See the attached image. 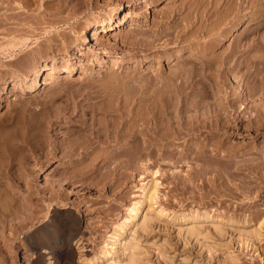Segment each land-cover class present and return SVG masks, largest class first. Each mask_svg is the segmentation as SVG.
I'll return each mask as SVG.
<instances>
[{"label": "rangeland", "instance_id": "obj_1", "mask_svg": "<svg viewBox=\"0 0 264 264\" xmlns=\"http://www.w3.org/2000/svg\"><path fill=\"white\" fill-rule=\"evenodd\" d=\"M16 1L3 0L0 2V86L3 81H7V87L0 89V196L2 195L0 202L5 201L2 197L6 190L3 189H7L8 195L9 193L10 195L8 196L6 193L5 197L9 199L11 196L13 205L19 204L22 207L18 214L15 210V213L12 212V215H16L14 218L12 215V218L10 216L13 219H9L12 223L8 220L9 223L5 227H0V264H124L130 250L139 257L136 256L138 264H264V260H261V257L264 258V179H260L264 178V170H262L264 168L254 165H243L240 167L241 171L238 169L234 171V168V172L244 171L243 173L238 172L239 174L235 173L234 177H231V181L229 177H225L226 170L229 169L224 167L226 170H223L224 165L222 164L226 158L223 159V162L215 157L218 163L222 162V164H218L215 163L214 158V162L211 161L212 159L210 160L209 156L211 157V155L208 156V152L205 154L210 162L209 160L206 162L207 158L204 159L205 154L203 153L178 152L177 149L181 145L187 144L185 138L184 140L183 138L175 139V143L179 145L177 149H175L177 145L171 140L167 142L163 139L166 144L161 143L163 140H159L157 142L159 145L172 144V147L169 146L171 152L166 149H158L159 151L152 155V161L140 164L134 169L132 166L122 163L121 159H124V162L126 158L128 161L132 157L128 155L131 152H126V154L119 155L122 165H119L114 171H109V166L104 162L111 156L109 150L110 147H114L112 143L108 146H106L107 143H104L105 146L101 144L92 151L88 148V152L82 153L83 156H75L76 161L69 160L67 156L64 157L59 153L61 152L59 151L60 147L68 146L67 140L69 145L71 143L70 139L65 138V135L70 131L66 130L67 127L71 129L72 125L76 123L73 125V130L78 128L76 125L79 123L83 125V122L85 124L91 122L89 121L90 117L87 120L83 116H89L85 112H89L93 108L98 110L101 107V110L107 109V106L115 107L120 104L128 106L127 108L132 106L131 110L134 107L136 109V104L139 102L140 105L142 102L143 95L141 94L147 91L142 84H147V86L144 85L149 89L153 81L152 75L155 77L157 72L158 75L164 74L163 76H165L168 69L178 70L181 65L179 62L182 59L193 58L195 53L197 57L199 56V52L192 50V47L182 45L179 48L180 46L174 43H170L169 45L172 46L166 49H163L164 44H161V46L159 45L160 50L151 53H145L136 50V48L140 46L138 43L145 35L143 34L144 30L147 31L154 27L153 23L160 20V14L164 13L163 10L169 11V8L175 5L181 7L188 1L191 4L196 2L194 6L188 2L181 8L174 7L176 10L180 9L178 21H180V17L188 16V13H190V19H193L191 15L199 12L203 3L205 5L208 2L206 0L205 2L203 0H41L43 2L39 3V0H33L32 4L31 0H21L25 4V9L18 15L14 12L19 8L13 6ZM207 1L210 3V0ZM213 2L215 3V0ZM216 2L218 6L214 5L216 8L211 14H214L215 18L217 14L219 17L221 14L225 17L223 8H226V12L230 10L227 8V6L231 7L230 2L228 1L229 4L223 3L225 0H216ZM119 3L124 4V11H120L118 14L115 32L107 30L108 27H106V30L92 31L93 38L90 42H84L83 37L77 38L79 30L87 21L93 22L96 19L105 18L110 11L118 7ZM199 3L201 6L197 5ZM209 3L206 5L211 6ZM206 5V10L203 8L202 13L207 10L209 12V9L213 11L214 6L209 8ZM195 6L199 7L198 11ZM54 7H56L55 10ZM218 7H221L220 10ZM174 8L173 10L170 8L172 12L166 11L167 15H170H168L169 18L175 14ZM187 9L190 12L187 13ZM124 13L127 14V21L122 19ZM214 15H211L207 19L209 22L205 21L204 25L210 26L216 22ZM184 17L186 18V16ZM219 17L218 19H220ZM37 18L38 20H36ZM211 18L212 20H210ZM226 18L228 26L221 23V29L231 27L230 31L224 33L226 38L222 33L226 32L225 30L220 31L218 35L216 34L218 29L215 31L214 28L212 29L215 32L211 29V34L208 33V36L202 37V40L201 36L198 37L199 43L202 41L201 44L204 47L207 45L204 43L206 40L212 39L208 47L216 43L212 52L214 56L216 55L214 52L217 50L221 52L220 56L229 51L231 43H233L232 39L235 40L239 36L237 34L242 29L244 30L251 17H244L243 20L246 21L235 27L231 26L227 16ZM217 26L219 28V25ZM236 32L237 34H234ZM52 33L56 34L47 39L46 37L51 36ZM214 34L217 39L219 36V40L216 39L218 43L213 40ZM212 41L214 42L212 43ZM188 53H191L190 56ZM186 54L188 55L186 56ZM219 55L217 52L216 57H220ZM179 56L180 58L177 59ZM177 63L180 65L176 66ZM181 63L186 64L184 67L189 68L193 61L186 62L184 60ZM187 63L191 65L187 67ZM183 65L181 66L183 67ZM71 66L75 68L69 76H58V73L67 71ZM39 67L44 73L40 82H37L35 71ZM166 83V86L160 83L166 88L165 90L164 86L159 87L162 90L164 88L163 92H167L168 86V89L171 88L169 81ZM242 83V80L235 81L233 85L240 88ZM155 85L152 87L154 88ZM150 89L152 88L150 87ZM160 89L157 87L154 90L156 97L152 96V98H148L150 96L146 92L145 100L159 99L157 95L162 91ZM223 89L228 90V88ZM139 92L141 97L138 95ZM131 94L132 96L129 98L131 101L133 99V102L128 98ZM124 99L129 101V104L122 103L125 101ZM210 100L218 101L217 97L215 99L212 97ZM148 101L146 100V102ZM89 102L91 105L98 104V107L94 104L95 107L92 108ZM85 103L89 108L84 105ZM134 103L136 104L134 105ZM141 105L135 111L131 112L130 110L128 116L125 113V118L128 120L129 117H132L136 120L139 117L137 112ZM143 107L141 111H143ZM157 108L153 109L159 111L160 109L157 110ZM193 111L190 108L187 113L186 110L183 111L185 116L182 111L180 114L183 118H188L186 114L191 116ZM143 113H140V117L145 114ZM97 114L100 117V114ZM82 117L86 118V121ZM140 117L137 119L140 123L137 120L128 121L137 123V128H139L143 124V119ZM77 119H80V122ZM100 119L98 118L96 121L101 123L104 120L107 121ZM81 121L83 122L81 123ZM129 122L126 126H130ZM135 124L133 125L135 126ZM126 126L123 128L126 129ZM164 129L167 131L166 128L162 130ZM240 131L226 142L228 145H233L236 150L238 149L239 156L235 155V157L241 159L245 156L246 159L247 155L250 156L248 158H251V155L256 157L258 153L261 154L264 150V136L255 137L252 132ZM10 132L12 138L6 140L10 137L8 135ZM201 136L203 135L196 139L191 137V139L198 141L197 143L204 141V138L206 142L214 140V138L207 139L206 137L201 138ZM123 137L126 139L123 140ZM127 139V136L121 137L123 142H126ZM191 139L189 138V143L191 146L193 143L195 145V141L193 140L192 143ZM54 148L57 153L51 154L50 150L52 151ZM111 150L113 151V149ZM241 152H244L243 156H240ZM96 153H99L98 156ZM94 154L95 157H93ZM46 155L47 161L45 160ZM259 157L257 159L260 160ZM91 158L92 160H90ZM142 158H144L143 154L140 156V159ZM93 161L97 162L98 167L92 169L89 164ZM247 166L253 167L255 172L253 173V170ZM87 167L91 170L89 168L88 170ZM65 169L67 171L74 170L76 181L67 185L63 184L66 181L63 180L61 181L62 185H58L57 179L65 173ZM155 169L157 172L151 174V170ZM245 171L247 172L245 173ZM222 173H224L223 176ZM248 173H250V177H248ZM259 173L263 174L258 175ZM226 176L228 175L226 174ZM151 177L157 182L154 208L150 210L155 217L146 224L145 228L136 226L128 220L121 229V221L123 216L128 213L131 203L142 197L141 183ZM243 179H247L248 183ZM254 179L259 183H256ZM50 183L53 184L51 188L47 187L51 185ZM77 183L78 185H76ZM43 187H47L44 198L40 197L38 193L39 189ZM50 193H53L56 201L46 197ZM156 208H161L163 212L157 214ZM33 211L37 212V218L28 215H32ZM194 212L204 214V217L193 220L180 218L182 215H191ZM65 213L76 215L77 233L70 240V248L67 251L55 248L53 254L49 253L50 248L42 241L43 236L39 230L43 229L44 231L42 226H45V223L51 222L54 217H62ZM21 215L27 217L23 218ZM207 216L214 217L207 218ZM20 217L23 219L21 220ZM255 226L256 228L259 226V232L251 230ZM119 231L121 234H118ZM29 238L39 240L37 251L39 258L35 257L31 250L29 240L33 239ZM113 240L116 241L111 245L110 241ZM39 242L41 243L39 244ZM112 247L113 252H111ZM102 249L108 250V256L104 260H99L98 255ZM58 253H62V256L57 257ZM49 254H52L50 257L52 262L48 260Z\"/></svg>", "mask_w": 264, "mask_h": 264}, {"label": "bare ground", "instance_id": "obj_2", "mask_svg": "<svg viewBox=\"0 0 264 264\" xmlns=\"http://www.w3.org/2000/svg\"><path fill=\"white\" fill-rule=\"evenodd\" d=\"M1 1H3V0H1ZM22 1L17 0L16 3L13 4V6L15 5L14 6L15 8H19V10H16V12H14V13H17L18 15H20L21 12H23V10L25 9V4H23ZM32 1L33 0H31V3H32ZM36 1H38V0H36ZM40 1L41 0H39V3L43 2V1H41V2ZM195 1H197V0H195ZM203 1L205 2V0H203ZM211 1L212 0H210V3H211ZM213 1L211 3V6H214L215 4L217 5L216 0H215V3ZM218 1H220V0H218ZM226 1L227 0H225V2H223V3L229 4L228 3V1H229L231 7L227 6V8H230V10L227 11L228 13L225 11L226 8L225 7L223 8V11L225 12V17L222 14L219 17L217 14V17L215 18V15L211 14L212 12L214 13V9L216 8V6H214L213 11H211L212 9H209L210 10L209 12H207L208 11L207 10L206 12L202 13L203 12L202 9L204 8L206 10L205 5L209 3V1L206 0V2H208V3H205V5L203 3L204 7L201 6V3L197 4V5L201 6L200 8L198 7L199 12H201V13L196 12V14L194 13V15L191 13L192 14L191 16L193 17V19H190V17H189L190 13H188V12H190L189 11L190 7H188L189 10L187 9V13L189 15L188 16L184 15V16H186V18H185L181 14L183 17H180V21H178V17L180 16L179 15L180 9L176 10L174 7H178V6L175 5V6L170 7V8H172V10H173V8H174V10H176V12L173 16H171L169 18L170 15L168 14L169 15L168 16L167 12H166L168 10H166V11L163 10L164 13L160 14L161 18L159 15L160 20L153 23L154 27L152 26L153 27L152 29H149L147 31L144 30L145 33L143 31H141L145 35L144 36L142 35L143 37L141 38V40L138 43V44H140V46L137 45L138 47L137 48L135 47L136 50H141V51H144L145 53H151V52H156V51L160 50L159 45L161 46V44H164L162 47H163V49H166V48L172 46V45H169L170 43H174L177 46H180L179 48H181L182 45H185L189 48L192 47V50H197L199 52V56H200V57L198 56L199 57L198 60H196L198 58L196 56V53H195V56L193 58L192 57H188L187 59L181 58L182 61H184V60H186V62L187 61L189 62V60H190V62L193 61L192 65L187 63L188 64L187 67L191 65L189 68H186V66L184 67V65H186V64L183 65L181 63L182 62L181 61L179 63L181 65H183V67L179 63H177L176 66L180 65L179 66L180 68H178V70H176L173 67H168V68H173L174 70L172 71V69H168V73L166 74V72H165V74H166L165 76H163L164 74L158 75L157 72L155 74V77L152 75L151 76L153 78V81L151 83L152 85L151 86L149 85L152 88V89H150V87H149L150 92H152V93L148 92L149 89L147 87H145V85L147 86V84H145V83H144L145 85L142 84L144 86V88L147 89V91L145 89H144V91L148 92V93L145 92L146 94H148L150 96L148 98H152V96L156 97V95H155L156 93L154 90H156L157 87H158V89H160L159 88L160 86L163 87L165 85L166 81L167 82L169 81V84H171L170 89H168L169 86L167 87V92L166 91L163 92L166 85L164 86L163 90L160 89L162 91L160 93H158V95H157V97H159V99L154 98V99H156L155 101H154V99H153V101L151 99H149V101H148V99H146L148 101V102H146V100L144 98L145 93L144 92L142 94L140 92L138 93L139 96H140V94L143 95L142 102H141L142 105L140 104L141 108L145 105L142 109L143 111H141V108H139V111L145 113V114L143 113L144 115H142L140 117L141 112L136 111L137 114L139 115V117L143 119V121H142L143 124H141L142 126L140 125V127L137 128L138 127L136 125L137 123L135 124V122L132 121L133 124H135V126H136L135 127L132 124V122H129L130 120H134V119H132V117H129L130 118V119H128L129 121L125 118V113L127 114L126 116H128V114H129L128 112H130L132 106H130V108H127L128 106H124V105L120 104L122 106L121 107L120 105L118 106L116 104L117 103L116 102L115 104L117 106H115V107L107 106L108 107V108L106 107L107 109H101V110H100V108H101L100 107L98 110H96V108H93V107L97 106L98 104L96 105V103H94L95 104V106H94V104L91 105V103L89 102L93 109L90 110L89 112H85V114L88 113L89 116H86V115H83V116H85L87 118V120L90 117L89 121H91V122L85 124V122L81 121V123L83 122V125L79 123V125L78 124L76 125V126H78V128L76 127L77 128L76 129L74 127L75 129H73V130H72L73 125L76 123H74L72 125L71 129L70 128L68 129V127H67L66 130L67 131L70 130V131L67 134L65 133L66 134L65 138L70 139L71 140L70 142L72 144L70 143V145H69V141L66 139L68 142V146L63 145V147H60V148L58 146L59 151H61V152H59V151L58 152L62 156H64V157L67 156L69 160H72L75 158V156H77V157L83 156L82 153L88 152V150H87L88 148H90L92 151L93 149L95 150L96 146H100L101 144H104V143H107L106 146H108V144L112 143V145L114 144V147H110L111 149H113V151L111 149H110L111 151L109 150V153H111V156H109L110 159L108 157V158H106L107 160H105V162H104L105 165L109 166V171L110 170L111 171L116 170L119 165H122V163L123 164L126 163V165H128V166L130 165L134 169V168L138 167V165L140 166V164L148 163V162L152 161L151 160L152 155L156 151H159L160 149H162V150L166 149V150H169L171 152V150L169 149L170 147L173 146L171 143L172 142L175 143V139L177 140L179 138H181V139L183 138V140H184V138H185L187 141V144L185 141L186 145L185 146H183L184 144L181 145L183 147L181 148V146H180V148H181V149L179 148L180 150L177 149V147L179 145L175 143V145H177L175 147V149H177L178 152L189 151V152H195L194 154H197V153L205 154L206 152H208L209 154H207V155L208 156L211 155V157L209 156V158H210V160L212 159L211 160L212 162H214L213 160L215 159V157H217L219 160H223L226 158L225 162L223 160L224 164H222V162L218 163V160H216L217 158L215 159V163L222 164V165H224L223 168L227 167L230 170V171L229 170L227 171L225 168L224 169L220 168V169H223L224 171L226 170V172H227L226 174L228 175V176H226V174H225L226 178L229 177L231 179V177L233 175H235V173L239 172V171H237V172H234V171H236L237 169L241 171L240 167L243 165H252V166L254 165L255 167L260 166L261 168H264V150L263 151L261 150L262 153L261 154L258 153L256 157L253 156L254 159H253L252 155H251V158H248L250 156L247 155L246 156L247 158L245 159V156H243L245 151L243 149L244 152L240 153V156L243 153V155H242L243 157L241 159L240 158L237 159L235 157V155L239 156V153H237V152H239V151H237L238 149L236 150L233 147V145L226 144V142L229 140V138L231 136L237 135V133L240 130L246 131V132H252L255 137L260 136V135L264 136V0H228L227 2ZM188 2L190 3V1H188ZM182 3H186V2H182ZM187 3L185 5H187ZM195 3H193V4L190 3V5L194 6ZM7 4H9V3H7ZM26 4H27V2H26ZM34 5H35V3H34ZM38 5H41V4H38ZM185 5H182L181 7H183ZM206 6H209V5H206ZM211 6H209V8ZM8 7H9V5H8ZM181 7H178V8H181ZM254 7H256V8H254ZM51 8H53V7H51ZM170 8H169V11L172 12V10H170ZM196 8H194V9L196 10ZM198 8H197V11H198ZM220 8H219V10H220ZM55 9H56V7H54V10ZM120 11H124V4H122V3H119L118 7L114 8L112 11H110V13H108V15L105 18H99V19L94 20L93 22L87 21L79 30L77 38L83 37L84 42H90V40L93 38V36L91 35L92 31L94 32V31L106 30V27H108L107 30H112L115 32L116 26H117V25H115V22H116V19H117ZM182 11H183V9H182ZM184 12L186 13V10ZM184 12H182V13L184 14ZM216 12H218V11H216ZM165 13H166V15H164ZM226 13H227V15H226ZM211 15H214L215 21L216 20L217 21L211 25H210V23L206 22L210 26L204 25L205 21L209 22V20H207V19ZM226 16L228 17V21L231 22L230 24L232 27H235L239 23L241 24L242 22H245L246 20H243L244 17H247V18L251 17V18L248 20L250 22L246 23L247 25H245L244 30L242 28H241L242 30L240 29L242 31V32L240 31L241 35H240V32L238 34H237V32L234 33V34H237L239 36L236 37V35H235V37H236L235 40L233 38L234 35L232 36V38H233L232 39L233 43H231L232 46L228 52H225L226 53L225 55L220 56L221 54L219 55V53H221V52H219L216 49L217 51L214 53L217 55V52H218V55L220 56L217 58L216 55L214 56V54H212L213 50L215 49L214 46L216 45V43H213V42L217 39V36L214 34L215 38L213 37V40H214V41H212L213 45L210 47H208V45L211 44L210 42L212 39L211 40L209 39L210 41L206 40L207 42L206 41L204 42V40H203L204 43H207V45L205 44L206 47H204V45L201 44L202 41L199 43L200 40L198 41V37L201 36V40H202V37H204L206 35L208 36V33L211 34L212 31H210V30L212 28H214L215 31H217V29H218V31L216 33L218 35H219V32L222 30H225L226 32H222V33L226 34L228 31H230L229 28H231V27L227 28L223 25L226 29H221V23L223 22L224 24H226V19H227ZM218 17L220 19H218ZM122 19H123V21H127V14L126 13L123 14ZM36 20H38V18ZM210 20H212V18ZM66 21H68V20L66 19ZM196 23H198V24L195 25ZM194 25H195V27H194ZM217 25H219V28ZM224 27H222V28H224ZM54 30H57V29H54ZM214 30H213V32H215ZM131 31L133 32L134 29L132 28ZM200 32H201V35H200ZM196 33H198L199 35H197ZM55 34L56 33H54V34L52 33L51 36L49 35V37L47 36L46 38L47 39L52 38L53 35H55ZM224 37L226 38V35ZM217 40H219V36H218ZM217 40H216V42L218 43ZM14 44H17V43H14ZM20 44H22V43H20ZM229 47H230V45H229ZM80 48L81 47H79V49ZM224 49L226 50V47H224ZM222 51H223L222 53H224V50H222ZM184 53H186V52H184ZM208 53L211 55L208 56L207 55ZM188 54H186V56ZM190 54L188 56H190ZM179 58H180V56L177 59H179ZM183 63H185V62H183ZM174 67H175V64H174ZM74 68H75L74 66H71L67 69V71L62 72V73H58V76L67 77V76H69V74L74 72ZM161 71H162V69H161ZM43 73H44V71L41 70L40 67L35 71V79L37 80V82H40V79H41ZM151 77L149 78L150 82L152 80ZM11 80H13V79L11 78ZM241 80L243 83H242V86L240 88L236 85H233L235 81H241ZM154 83L156 85H158L160 83H162L164 85L162 86L160 84V85L156 86ZM166 84H168V83H166ZM153 85H155L156 88L155 87L153 88L152 87ZM5 87H7V81L6 80L2 82L0 89L5 88ZM223 88H225V89L228 88V90L227 89L224 90ZM186 89H189V91H186ZM151 90H153V91H151ZM165 90H166V88H165ZM157 91L159 92V90H157ZM131 96H132V94L130 96H128V98ZM212 97H214V99H215V97H217L218 101L210 100ZM138 99H140V98H138ZM129 100H130V98H129ZM143 100H145V101H143ZM125 102L127 104H129V101H127V100L123 101L122 103L126 104ZM131 102H133V99ZM112 104L114 106V102ZM135 104L136 103H134V105ZM137 104H136V106L139 107L140 106L139 102ZM84 105L87 106L88 104L85 103ZM81 106H82V104H81ZM86 106H84V107H86ZM91 106H90V108H91ZM157 106L160 110L157 108ZM102 107H104V106L102 105ZM137 107H136V109L134 107L133 110L134 111L137 110ZM82 108H83V106H82ZM153 108H155V109L157 108V110H159V111H155V109H153ZM190 108L194 110L193 113H191V116H189L190 114H186V117H188V118H185V117L183 118V116H185L184 115L185 113L183 111L186 110V113H187L190 110ZM85 110H87V109H85ZM133 110H131V112ZM181 111L183 112L182 113L183 116H182V114H180ZM81 113L84 114L83 112H81ZM97 113L100 114V117L102 116L101 119ZM134 115H135V112H134ZM80 116H82V115H80ZM97 117L100 120L106 119L107 121L104 120L102 123L100 121L97 122L96 121V119L98 120ZM135 117H136V115H135ZM82 118L84 119V117H82ZM82 118H80V119H82ZM86 118L84 119L85 121H86ZM80 119H77V121L80 122ZM136 120H134V121H136ZM128 122L130 123L129 125L131 127L128 125H127L128 127L126 126V124ZM132 125L135 128L134 127L132 128ZM45 126L47 127V125H45ZM79 126H81V127H79ZM125 126H126V129L123 128ZM46 127H45V131L47 130V128H49V127H47V128ZM163 128H166L167 131L165 129H164L165 131L162 130ZM11 131L13 132V130H11ZM7 133H8V131H7ZM14 133L16 134V132H14ZM74 133H75V135H73ZM243 133H245V132H243ZM8 135H6V136H8L9 138L7 139L5 137L6 140H10L12 138L11 132ZM70 135H72V136H70ZM200 135H203V136H201V138L202 137L203 138L206 137L207 139L214 138V140L212 139V141L210 140L211 142H206V139L204 138L205 142L204 141L201 142L199 139H197L200 141L199 143H197L198 141L196 142L194 139H196V137H199ZM122 136L128 137L126 142L121 141ZM63 137H64V135H63ZM191 137L194 138L193 140L195 141V145H193L194 143H193V140L191 139ZM5 138H4V141H5ZM189 138L192 140V143H193L192 146L189 143V141H190ZM124 139H126V138L123 137V140ZM163 139H165L167 142H168V140H171L172 142L170 144L172 146L168 145V144L163 145L165 143ZM159 140L160 141L163 140L161 143H163V142L164 143L161 144L159 142L161 144V145H159L157 143ZM201 140H203V139H201ZM67 142L65 144H67ZM119 142H121V143H119ZM117 143H118V145H115ZM104 146H105V144H104ZM56 149H57V147H56ZM56 149L54 148V150H52V151L50 150L51 154L57 153V152H55ZM90 149H89V151H90ZM126 152H131V154L129 153L128 155H130L132 157L128 161L126 160L127 159L126 158L124 162H123L124 159H121L122 160V163H121L119 155L122 153L126 154ZM158 153H160V152H158ZM98 154L96 153V156H98ZM106 154H108V151H106ZM142 154L144 155V158L140 159V156ZM216 154H217V156H214ZM207 155L206 154L204 155V159L206 160V158H207L206 162L209 160V158L206 157ZM212 156H214V157H212ZM258 156H260L259 157V158H261L260 160L257 159ZM93 157H95V154ZM92 158L90 160H92ZM231 158H234V159H231ZM255 158H256V160H255ZM47 159H48V157L46 155L45 160L47 161ZM74 160H73V163H74ZM210 160H209V162H210ZM243 161H247L248 164H247V162H243ZM96 164H97V162L93 161V162H91V164H89V166L91 165V167L93 169L96 166L98 167V165H96ZM66 166H67V163H66ZM209 166H211V165H209ZM218 166H220V165H218ZM245 167H243V168H245ZM247 167L249 168L251 166H247ZM255 167H254V169H257ZM88 168L89 167H87V169ZM89 169L91 170V168H89ZM233 169H234V171H233ZM249 169L253 170V167L249 168ZM262 170H264V169H262ZM73 171H71V170L67 171L65 169V171H64L65 173L61 174L58 177L57 184L62 185L61 181H63V180H66L63 184H67V185L73 184L76 181V178L74 177L75 173ZM243 171L244 170H242V172H239V173H243ZM156 172H157L156 169L151 170V174H154ZM246 172L247 171H245V173ZM252 172L254 173L255 171L253 170ZM260 172H262V171L260 170ZM263 173H259L258 175H261ZM252 174H251V177H252ZM255 174H257V173H255ZM223 175H224V173H222V176ZM247 175H248V177H250V173H248ZM254 175H253V177H254ZM78 176H79V174H78ZM242 176H243V174H242ZM242 176L240 175V178ZM260 179L263 180L264 178H260ZM243 180L247 181V179H243ZM250 180L253 181L252 179H250ZM231 181H232V179H231ZM228 182H229V180H228ZM255 182L259 183L256 180H255ZM247 183H248V181H247ZM245 184H246V182H245ZM76 185H78V183ZM52 186H53V184H51L50 186L48 185L47 187L51 188ZM47 187H45V188L43 187L42 189H39L38 193L40 194L39 195L40 197L44 198V193H45V190H47ZM140 187H141V196L142 197L131 203V205L128 209V213L123 216V219L121 221V229H123V225H125L127 223L126 221H128V220L130 222H133L136 226H139L141 228H145L146 224L149 223L151 221V219H153L155 217L154 215H152L150 210L154 208L153 204L155 202L154 199H155V194H156V189H157V182L153 177H151L147 181L142 182ZM59 188H62V187H59ZM3 190L7 191V189H3ZM6 191H5V193L3 192V197H2V198H4L5 201L2 203L0 202V227L1 228L5 227L6 224L9 223L8 222L9 219L13 220V219H11L12 216H13V218L16 216V215H12L13 214L12 212H14V210H15L17 212L16 214H18V211L22 207V205H19V204L13 205L14 203L10 199L11 196L9 197V199H7L5 197L4 194L7 193L6 195H8V191L7 192ZM41 193H43V194H41ZM9 195H10V193H9ZM46 197H48L49 200H55L56 201V198L54 199L55 196L53 195V193H50ZM155 212L157 214H161L163 212V210L161 208H156ZM20 213H21V211H20ZM36 213L37 212L33 211L32 215L31 214H28V215L33 216L34 218L35 217L37 218L38 214H36ZM10 216H11V218H10ZM21 216L23 218L27 217V216H23V215H21ZM60 217H58V218L57 217L56 218L51 217L52 218L51 222H49L47 224L45 223V226H42L44 228V231H43V229L39 230V232H41V235L43 236V238H41L42 241H44L46 243V246H48L50 248L49 253H52V254H53L55 248H60L62 250L66 249L65 251H67L70 248V240L74 237V235L77 233V230H78L76 215H74L72 213H65L64 216H62L61 218ZM200 217H204V214H199L198 212H194L191 215L180 216V218H182V219H190V220L197 219ZM213 217L214 216H207V218H213ZM23 218H21V220ZM135 220H137V221H135ZM24 223H23V225H24ZM258 228H259V226H258ZM258 228H256V226H255L251 230H253L254 232L255 231L259 232ZM118 234H121V232L119 231ZM29 239L32 240L33 238H29ZM38 241H36L34 239L32 241L29 240L31 250L34 252L35 257L37 256L39 258V255L37 252L38 251ZM115 241L116 240L110 241V244L113 245V243ZM44 242H43V244H44ZM40 243L41 242H39V244ZM113 250L114 249L112 247L111 252H113ZM107 251L108 250H106V249H102L98 255V259L104 260V258L108 256ZM52 254H49V256H48L49 257L48 260L50 262H52L50 260L51 259L50 257H52ZM134 254L135 253L130 250L126 255V262L124 264H138L136 262V260L139 257L136 254V256H137V258H136V256ZM56 256L60 257V256H62V253H58V254H56ZM36 260H37V258H36ZM261 260L263 261L264 258L261 257Z\"/></svg>", "mask_w": 264, "mask_h": 264}]
</instances>
